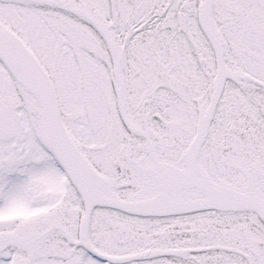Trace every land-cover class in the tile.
Here are the masks:
<instances>
[{"label": "snow or ice", "instance_id": "snow-or-ice-1", "mask_svg": "<svg viewBox=\"0 0 264 264\" xmlns=\"http://www.w3.org/2000/svg\"><path fill=\"white\" fill-rule=\"evenodd\" d=\"M0 264H264V0H0Z\"/></svg>", "mask_w": 264, "mask_h": 264}]
</instances>
